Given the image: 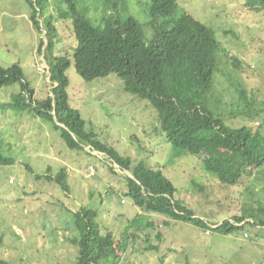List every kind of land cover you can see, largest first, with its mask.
<instances>
[{"label": "rangeland", "instance_id": "374dc122", "mask_svg": "<svg viewBox=\"0 0 264 264\" xmlns=\"http://www.w3.org/2000/svg\"><path fill=\"white\" fill-rule=\"evenodd\" d=\"M149 2L126 0V11L121 8L118 17L136 19L148 35ZM47 3L41 20L55 21L56 54L71 58L77 44L68 8L62 0ZM179 4L177 14L195 16L221 42L211 107L227 125L255 130L264 100V9L258 0H179ZM78 6L93 22L101 20L97 0H78ZM30 13L26 0H0V65L19 64L35 99L43 101L52 96L54 85L48 62L39 53L41 41L47 42L46 33L35 29ZM67 75L70 102L86 128L130 157L134 165L143 161L161 170L176 187V200L197 217L220 224L246 215L245 209L253 205L264 207V167L238 186L224 185L205 172L203 155H192L168 142L157 111L147 100L125 92L117 75L88 82L73 65ZM19 91V85L0 90V105L14 102ZM0 155L15 161L0 166V259L11 264H77L78 247L72 240L79 233L73 214L82 208L97 210L101 232L111 233L117 242L124 232L132 236L128 250L115 264H264V228L254 227L251 219L244 230L221 235L143 213L125 195V177L130 172L90 148L69 149L53 126L33 113L0 110ZM26 166L39 175L55 176L66 169L69 191L37 180ZM167 221L170 224L165 226ZM152 245L159 249L146 251Z\"/></svg>", "mask_w": 264, "mask_h": 264}, {"label": "trees", "instance_id": "16d2710c", "mask_svg": "<svg viewBox=\"0 0 264 264\" xmlns=\"http://www.w3.org/2000/svg\"><path fill=\"white\" fill-rule=\"evenodd\" d=\"M31 8V22L39 33H46L39 53L50 67L52 96L35 99V91L26 80L19 64L9 68L0 65V90L19 85L20 91L12 103L0 105L14 112L28 111L50 123L66 146L74 151L90 148L105 154L133 178L125 177L127 191L141 212L155 213L168 221L190 223L203 230L231 235L244 230L251 219L254 227L264 228V207L245 209L246 215H236L220 224H208L196 216L182 201L176 200L177 189L161 170L141 161L134 165L130 157L102 142L86 128V121L70 102L68 69L73 65L85 81H94L112 74L123 81L124 91L147 100L157 111L160 130L175 148L202 156L205 172L227 186H238L243 178L264 167V100L261 123L255 130L246 126L233 127L210 105L215 75L219 70L218 54L221 42L212 28L187 12L178 13L179 0H149L148 35L132 17L121 20L119 10L126 11V0H97L102 18L93 22L78 6V0H62L71 15L76 46L72 57L56 54L58 30L52 18L41 20L48 7L47 0H26ZM264 9V0H258ZM128 11V10H127ZM236 66H240L235 60ZM247 100L246 94L242 95ZM63 125L64 127L58 125ZM14 159L0 155V166L13 165ZM27 170L37 180L56 183L69 191L68 172L39 175L30 166ZM113 169V168H112ZM195 184V183H194ZM194 186H198L197 183ZM202 190V189H200ZM79 237L77 264H115L128 250L130 236L124 232L120 242L111 233L103 234L97 221L99 213L82 208L73 214ZM165 222L168 226L170 223ZM244 223V224H243ZM243 224V225H241ZM212 225H220L211 228ZM152 227V224L149 225ZM161 240L162 235L158 234ZM150 246L146 251H157ZM0 264H11L0 259Z\"/></svg>", "mask_w": 264, "mask_h": 264}, {"label": "built area", "instance_id": "2783aa9c", "mask_svg": "<svg viewBox=\"0 0 264 264\" xmlns=\"http://www.w3.org/2000/svg\"><path fill=\"white\" fill-rule=\"evenodd\" d=\"M40 71H42V72H43V69H40ZM95 173H96V172H95L94 168H93V167H91V168H90V174H91V176H94V175H95ZM220 225H221V224H220ZM220 225H212V226H211V228H213V229H214V228H216V227H218V226H220ZM209 232H210V231H208V233H209Z\"/></svg>", "mask_w": 264, "mask_h": 264}, {"label": "water", "instance_id": "95a60500", "mask_svg": "<svg viewBox=\"0 0 264 264\" xmlns=\"http://www.w3.org/2000/svg\"><path fill=\"white\" fill-rule=\"evenodd\" d=\"M58 125H60V126H62V127H64L63 125H61V124H59V123H57ZM65 128V127H64ZM127 173H129L128 171H126ZM128 177H130V178H133V176L132 175H130V174H128Z\"/></svg>", "mask_w": 264, "mask_h": 264}]
</instances>
